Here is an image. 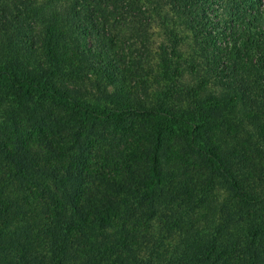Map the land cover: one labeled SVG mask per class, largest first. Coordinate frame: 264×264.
Returning a JSON list of instances; mask_svg holds the SVG:
<instances>
[{
    "label": "trees",
    "instance_id": "1",
    "mask_svg": "<svg viewBox=\"0 0 264 264\" xmlns=\"http://www.w3.org/2000/svg\"><path fill=\"white\" fill-rule=\"evenodd\" d=\"M0 264H264V0H0Z\"/></svg>",
    "mask_w": 264,
    "mask_h": 264
},
{
    "label": "rangeland",
    "instance_id": "2",
    "mask_svg": "<svg viewBox=\"0 0 264 264\" xmlns=\"http://www.w3.org/2000/svg\"><path fill=\"white\" fill-rule=\"evenodd\" d=\"M40 3L45 4V2H41V1ZM165 40L166 39L164 38L159 26L153 23V26L150 29L148 41L145 43L146 49H144V47H142L141 44H139V47L140 48L142 47L141 49H143V53L145 54V56H143L145 58L143 59V61L145 62L144 65L147 68V71L152 72L148 76L149 78H151V81L154 82V84L159 80V77L162 75L160 69V61H159V53H160L159 47L162 45V43H164ZM187 45L189 44L184 43L182 45L183 58H189L188 56L190 55V48H187ZM132 87H136L134 83H132ZM154 87H156V84L154 85Z\"/></svg>",
    "mask_w": 264,
    "mask_h": 264
}]
</instances>
